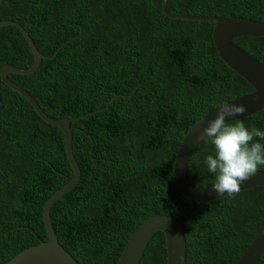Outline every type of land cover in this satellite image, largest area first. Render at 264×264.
I'll list each match as a JSON object with an SVG mask.
<instances>
[{"label": "trees", "instance_id": "trees-1", "mask_svg": "<svg viewBox=\"0 0 264 264\" xmlns=\"http://www.w3.org/2000/svg\"><path fill=\"white\" fill-rule=\"evenodd\" d=\"M161 4L0 5V21L22 25L43 55L34 72L8 78L49 116L80 117L71 128L81 176L49 212L59 243L79 264H116L133 231L155 214L181 223L185 264H235L264 226V186L234 198L194 201L174 184L176 151L191 126L220 102L253 88L218 56L214 21L170 18ZM165 8L171 15L264 22V0H166ZM233 43L264 64V36H240ZM32 63L20 31L0 27V72L6 64ZM232 121L264 131V107ZM213 152L203 138L194 147L187 164L194 186L213 184L205 164ZM72 176L62 131L0 78V264L47 240L43 205ZM166 258L165 236L157 231L139 264H166ZM257 264H264V253Z\"/></svg>", "mask_w": 264, "mask_h": 264}, {"label": "water", "instance_id": "water-1", "mask_svg": "<svg viewBox=\"0 0 264 264\" xmlns=\"http://www.w3.org/2000/svg\"><path fill=\"white\" fill-rule=\"evenodd\" d=\"M1 3L2 0H0V5ZM165 3L166 0H162V10L170 18L214 21L212 39L218 56L229 68L252 86L253 91L251 93L227 101L228 103L243 104L246 107L244 113L231 117L230 121L249 116L261 110L264 107V64L235 45L233 39L240 36L263 37L264 22L238 16L221 18L217 16L171 15L166 11ZM5 25L14 26L23 35L33 55V63L28 68H18L6 64L1 69L0 78L6 86L18 92L27 100L44 122L58 127L62 131L66 159L72 168L73 176L66 184L51 194L43 205V221L48 236L47 240L24 248L3 264H79L59 243L51 224L49 212L52 204L72 189L81 176L79 165L72 150L71 128V122L80 117L53 118L49 116L26 90L8 78V73L29 74L34 72L39 67L43 55L22 25L11 20L0 21V27ZM217 107L211 109L191 126L181 140L174 159L172 170L174 184L184 197L194 201H207L222 197L214 192L212 185L205 188L194 186L187 174L189 157L196 144L203 138V129L207 122L216 115ZM257 186H264L263 170H258L255 176L245 181L241 185V190ZM157 231L163 232L165 236L166 264H185L186 239L182 225L177 219L164 214L150 216L133 231L116 264H139L149 240ZM263 253L264 226L235 264H257Z\"/></svg>", "mask_w": 264, "mask_h": 264}, {"label": "clouds", "instance_id": "clouds-1", "mask_svg": "<svg viewBox=\"0 0 264 264\" xmlns=\"http://www.w3.org/2000/svg\"><path fill=\"white\" fill-rule=\"evenodd\" d=\"M246 111L243 104L220 102L216 115L203 129V139L214 146L205 158L209 173L214 174L212 188L219 196L234 198L241 185L264 167V131L231 117ZM259 138V140H257Z\"/></svg>", "mask_w": 264, "mask_h": 264}]
</instances>
